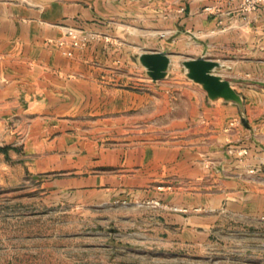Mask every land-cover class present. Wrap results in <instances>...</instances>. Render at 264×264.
<instances>
[{
    "label": "crops",
    "instance_id": "obj_1",
    "mask_svg": "<svg viewBox=\"0 0 264 264\" xmlns=\"http://www.w3.org/2000/svg\"><path fill=\"white\" fill-rule=\"evenodd\" d=\"M237 5L236 0L0 1V120L12 113L76 119L98 103L119 104L120 122L129 119L126 109L133 110L134 125L167 119L172 137L99 149L98 160L87 165L91 170L69 179L68 188L102 201L115 192L120 202L163 210L168 240L183 245L205 243L227 215L264 216V7L243 14ZM68 29L95 36L69 58L56 44ZM129 29L147 33L138 41L134 70L154 94L104 86L108 72L130 69L119 44L120 30L132 34ZM151 52L171 61L167 77L156 83L137 62ZM200 58L220 65L214 74L242 98V112L210 101L184 69L180 79L171 78L174 63ZM66 135L50 145L55 140L61 145ZM81 144L93 146L87 139Z\"/></svg>",
    "mask_w": 264,
    "mask_h": 264
},
{
    "label": "rangeland",
    "instance_id": "obj_2",
    "mask_svg": "<svg viewBox=\"0 0 264 264\" xmlns=\"http://www.w3.org/2000/svg\"><path fill=\"white\" fill-rule=\"evenodd\" d=\"M146 37L143 29L120 30V58L130 69L108 72V90L154 94L134 70L138 41ZM172 69L171 78L180 79L181 63ZM123 114L129 119L120 122L119 104L98 103L76 119L12 113L0 120V264H264V216L227 215L205 243L183 245L168 240L163 210L120 202L115 192L102 201L68 188L69 179L91 170L99 149L173 135L167 119L134 125L133 110ZM64 134L67 141L50 145ZM86 139L91 149L82 147Z\"/></svg>",
    "mask_w": 264,
    "mask_h": 264
},
{
    "label": "water",
    "instance_id": "obj_3",
    "mask_svg": "<svg viewBox=\"0 0 264 264\" xmlns=\"http://www.w3.org/2000/svg\"><path fill=\"white\" fill-rule=\"evenodd\" d=\"M138 64L144 68L146 76L152 83L167 77L170 66L169 57L160 52L142 53L137 58ZM184 76L201 87L210 101L221 100L236 105L243 111L242 98L232 89L230 84L214 74L220 65L209 59H192L181 63Z\"/></svg>",
    "mask_w": 264,
    "mask_h": 264
},
{
    "label": "built area",
    "instance_id": "obj_4",
    "mask_svg": "<svg viewBox=\"0 0 264 264\" xmlns=\"http://www.w3.org/2000/svg\"><path fill=\"white\" fill-rule=\"evenodd\" d=\"M6 1V0H0ZM237 9L243 14L255 12L258 8L264 7V0H236ZM95 36L93 34H84L83 32L68 29L64 39L57 41V47L65 57H72L73 51L88 46ZM233 126V122L230 124Z\"/></svg>",
    "mask_w": 264,
    "mask_h": 264
}]
</instances>
